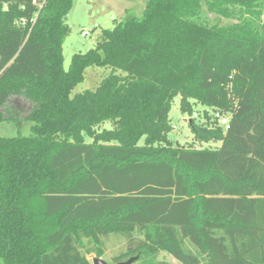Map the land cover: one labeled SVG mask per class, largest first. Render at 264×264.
<instances>
[{
  "label": "trees",
  "instance_id": "1",
  "mask_svg": "<svg viewBox=\"0 0 264 264\" xmlns=\"http://www.w3.org/2000/svg\"><path fill=\"white\" fill-rule=\"evenodd\" d=\"M34 1L0 0V121L32 124L0 137L2 264H91L110 236L112 263L264 264V0H141L67 69L73 0ZM174 96L227 116L191 124L219 147L169 145Z\"/></svg>",
  "mask_w": 264,
  "mask_h": 264
},
{
  "label": "rangeland",
  "instance_id": "2",
  "mask_svg": "<svg viewBox=\"0 0 264 264\" xmlns=\"http://www.w3.org/2000/svg\"><path fill=\"white\" fill-rule=\"evenodd\" d=\"M144 4L141 0H73L72 8L69 11L66 23L68 33L62 45L63 67L68 68L70 59L75 53H84L95 46L103 29H112L113 26L129 15L141 16ZM211 22H216L214 15H208ZM230 20L221 19V24ZM87 32L82 36L81 32ZM108 67L89 66L84 70V79L75 85L71 95L84 90L94 89L100 81L109 74ZM30 104L24 99L18 101L21 109L29 107ZM192 114L183 113L179 108V96H174L170 102L168 117L172 130L167 134V140L172 147L184 146L193 148H217L219 141H201L192 133L191 124L204 125L207 118L204 117V110L212 118V109L206 107L198 101H192ZM206 118V119H205ZM212 120V119H211ZM31 122L20 118L19 120L10 118L0 121V137H11L16 135H28L30 133ZM102 127H111L109 121H105L97 130ZM86 141H91L86 138ZM122 245V244H121ZM120 246V237L110 236L105 239L104 252L100 257L109 264H112V257L117 253ZM95 256L94 253L86 254L90 261ZM240 262L235 259L232 262ZM0 264H2L0 260ZM134 264H139L135 262ZM155 264H180L171 255L161 251Z\"/></svg>",
  "mask_w": 264,
  "mask_h": 264
},
{
  "label": "built area",
  "instance_id": "3",
  "mask_svg": "<svg viewBox=\"0 0 264 264\" xmlns=\"http://www.w3.org/2000/svg\"><path fill=\"white\" fill-rule=\"evenodd\" d=\"M42 1V0H41ZM41 1H34V3L37 5V6H40L41 4ZM24 20H22L21 24H24ZM81 35L82 36H86L87 35V32H81ZM212 119L215 120L220 126H226L227 123H228V118L227 116L221 114L220 112L218 111H214L212 112Z\"/></svg>",
  "mask_w": 264,
  "mask_h": 264
},
{
  "label": "water",
  "instance_id": "4",
  "mask_svg": "<svg viewBox=\"0 0 264 264\" xmlns=\"http://www.w3.org/2000/svg\"><path fill=\"white\" fill-rule=\"evenodd\" d=\"M138 259V255L131 256L128 259L112 264H134ZM91 264H109L106 261H104L101 257L94 256L91 260Z\"/></svg>",
  "mask_w": 264,
  "mask_h": 264
}]
</instances>
